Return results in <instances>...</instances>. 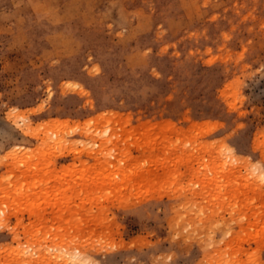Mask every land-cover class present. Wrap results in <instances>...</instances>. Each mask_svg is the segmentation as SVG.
Wrapping results in <instances>:
<instances>
[{
  "label": "rangeland",
  "instance_id": "obj_1",
  "mask_svg": "<svg viewBox=\"0 0 264 264\" xmlns=\"http://www.w3.org/2000/svg\"><path fill=\"white\" fill-rule=\"evenodd\" d=\"M0 264H264V0H0Z\"/></svg>",
  "mask_w": 264,
  "mask_h": 264
},
{
  "label": "bare ground",
  "instance_id": "obj_2",
  "mask_svg": "<svg viewBox=\"0 0 264 264\" xmlns=\"http://www.w3.org/2000/svg\"><path fill=\"white\" fill-rule=\"evenodd\" d=\"M56 123H57V122H56ZM25 126H26V127H29V124H26ZM28 133H29V134H31V133L29 132V129H28ZM31 151H34V150H33V149H30V148H28V151H27V153H29V152H31Z\"/></svg>",
  "mask_w": 264,
  "mask_h": 264
}]
</instances>
